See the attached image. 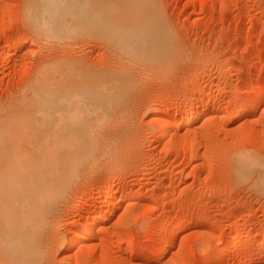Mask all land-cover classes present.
I'll return each mask as SVG.
<instances>
[{"label":"rangeland","instance_id":"rangeland-1","mask_svg":"<svg viewBox=\"0 0 264 264\" xmlns=\"http://www.w3.org/2000/svg\"><path fill=\"white\" fill-rule=\"evenodd\" d=\"M37 2L66 10L59 34L41 35L31 24L30 3ZM131 8L139 21L142 11L153 13L150 24L160 20L169 32L123 30L119 24ZM0 20V115H7L0 120L18 123L15 113L28 110L15 134L65 126L71 119L65 110L83 104L132 105L125 115L106 117L101 127L131 143L125 140L128 150L121 145L127 154L113 180V189L127 200L116 199L114 215L97 224L90 241L94 254L69 248L76 230L82 231L80 221L91 220L104 203L95 198L110 180L108 170L94 177L87 172L85 185L73 186L60 200L58 227L43 245L45 264H202L209 250L239 230L264 237V92L253 97L264 84V0H0ZM195 100L201 106L189 111L198 116L179 127L176 108ZM26 102L41 103L44 110L33 113ZM160 113L173 118L171 138L157 133ZM243 153L255 163L254 172L245 167L246 175L237 162ZM156 217L167 219L164 227ZM159 228L164 242L175 238L162 258L154 254L159 243L152 233ZM253 249L254 264H264V248ZM223 254L234 256L221 264L244 259L234 246Z\"/></svg>","mask_w":264,"mask_h":264},{"label":"bare ground","instance_id":"bare-ground-1","mask_svg":"<svg viewBox=\"0 0 264 264\" xmlns=\"http://www.w3.org/2000/svg\"><path fill=\"white\" fill-rule=\"evenodd\" d=\"M31 4L32 3H30V7H34V9L30 8L31 14L34 17V19H31L30 22L32 21L31 24H33L34 26L35 25L38 26L37 28L39 29L38 31L39 34L41 35L59 34L60 28L63 25H61L58 22V20L62 21L61 13L66 12V10L65 9L59 10L55 8L51 9V8H48L46 5H44L43 3H39V2H37L35 5H32V6ZM133 10L134 8H131L130 10L125 11V14L127 15V17L122 18L123 19L122 21H125V22H121L119 24V26L123 30L133 31V29L138 27V30H140L141 28L146 31L148 30L157 31L159 29L166 31L169 28V27L165 28L166 24L165 23L162 24L160 20L158 22L155 21L153 24H150L151 23L150 17L154 16L153 13L151 16L149 13H144V11H142V14H140L141 16L139 18L140 19L139 21L138 18H136V15L134 17L133 15L134 13H131L133 12ZM56 23H59V24L57 25ZM167 32L169 31L167 30ZM154 34H151V37ZM145 37H148L150 40H154L147 35ZM142 50H143V47L137 46V53H141ZM135 51H136V47L133 48V52ZM158 65L156 63L157 68H159ZM235 71L236 70H233L232 73H234ZM192 75L195 76L196 72L195 71L192 72ZM45 78L49 79L50 76L49 77L46 76ZM257 90L258 91H256L253 97L258 98L259 96L261 97V95H263L264 84L262 82L258 85ZM212 93L210 91V93H208V97L209 96L211 97ZM240 94L241 95L245 94V88L244 90L242 89L240 90L239 95ZM198 100L197 101L195 100V102L190 101L176 108V111L181 115V120L179 121V127L190 123L191 121L195 120V118L198 116L196 112L189 111V108L191 105L197 108L201 106L200 105L201 100L200 101ZM28 103L33 104L32 102H28ZM36 103L34 102L33 104L35 105V107L33 105L30 106L32 107V109L35 108L33 110V113L42 112L41 110H44L42 108L44 105L41 103L40 104L39 103L36 104ZM125 103L127 105V102ZM120 105L121 104H119V102H115V103H111L103 107L102 106H90L89 104H83V105L77 106L72 111L68 108L65 110V113L71 116V119H68L67 121H65L66 122L65 126H62L58 129H54L53 131L52 130L41 131L42 129L39 128L40 130L37 129L38 132H36L37 130L35 131L36 134L32 133L31 135H28V137L31 136L29 138L27 137V135L25 136L24 134L21 136V133L15 134V132H17L18 130L17 129L18 127L16 125L19 124L21 121V119L19 118L25 119L23 114L24 115L26 114L27 116L28 110H27V113H23V114L20 113L22 114L23 117L21 115H18L19 113L18 114L15 113L17 117L14 115L13 118L16 117L17 120L19 121L18 123L14 122L13 124V120H10L12 122L11 123L12 125H10L8 123L10 121H7V123H5V120H7L6 118L2 119L3 120L2 122L0 120V160L4 159L3 162L5 161L4 163H0V263L45 264L44 262H47V260L44 261L43 257H44V253L46 254V252L44 251L46 248H43V247L48 246L47 239H49L52 233L56 230L55 227L57 225L55 226L54 217L56 216V213H57L56 211H58L59 209V205L61 203L60 200L69 194L68 192L70 188H72L73 186L77 184L83 185V183L85 185L87 181V177H88V175L86 176L87 172L89 173L90 176L94 177V176H98V174L101 173L102 171L108 170L110 172L109 184L105 187V189L100 191L99 195L96 198L94 197L95 200L104 199V203L99 208L97 207L98 209L94 211V214H93L94 216L91 220L80 221V227L82 231L80 228L79 230L81 232H78L76 230V234L74 235L75 237L73 236L72 239H70L69 241L70 245L67 243L70 246L69 248H73L76 245H78V246H81L82 248H86L89 252L94 254L96 247L93 243H90V241L95 238V235H97L96 233V230H97L96 228L98 227L97 224H99V222L100 223L106 222L107 220L110 219L112 212L116 209V207L113 206V204L115 203L114 201L116 199H119V200L126 199L127 200V196H128L124 194H119V191L113 189V180L115 178L114 175H116L118 171H123L122 169L123 167L121 168L120 165L124 160L123 158L126 156L125 155L126 152L124 151L125 150L124 148L128 150V147H129V146L127 147V144H125V140L127 141V139L124 140L123 136H119V135L117 136L115 133H114L115 135L111 132H110L111 134H109L107 133V130L104 131L105 129L102 130L103 128H101L103 125L102 121H105L104 119L106 117L113 120L116 117L115 116L116 114L117 116L126 114V113L125 114H122V113H124L125 111L124 109H128L130 105H128V107L126 105L124 106L122 105L123 106L122 108ZM28 106L26 108H29ZM173 108L167 109V113L169 115L171 111L173 110ZM16 109H12L13 112L11 110L12 114L11 112H9L10 115L7 113L8 118H10L9 116H13V113L16 112L14 110ZM249 109L251 110L250 107ZM18 111L21 112L20 110ZM29 112H32V111H29ZM3 116L5 117L7 115L2 114V117ZM29 118H31V114ZM235 118L239 119V115H237ZM155 119L156 121H158V128H157L158 134H161L163 138L166 135H170V138L171 136H174V134L173 135L170 134L171 129H172L171 125H173L171 122L172 121L171 119L173 118H171L170 119L171 121H170L169 119L163 117V115L161 116V113H160V115H158ZM23 121L24 120H22V122ZM121 125H122V122H121ZM14 127H16V129ZM33 134L35 136H33ZM197 139H195L196 142H197ZM168 141H169V138H168ZM127 142L130 143L129 140ZM121 145L123 147L124 145H126L124 148L122 147L124 150L121 148ZM25 151H27L28 154H26ZM23 153H24V156H23ZM238 155L239 154H237L236 158H238ZM239 157H240L239 158L240 161H237V159L235 160L237 162H240L239 168L242 167L241 169H243L242 170L243 173L241 172V174L248 173L249 170L245 169L246 166H248L246 168H250V170L254 168V166H252L254 161L251 160L250 162V159L252 158L254 159L252 155H251L252 158H250V155L248 154L247 155L244 154ZM256 168H257V165H256ZM261 168L263 169V167ZM240 171H236V172H240ZM244 171H247V172H244ZM261 172L264 173V169ZM81 207L82 209L85 208V206H81ZM128 207H129V204H128ZM153 219L157 221V223H160V225L162 226L167 223L166 222L167 219L165 220V218L163 219V218L156 217ZM76 223H78V220ZM245 224L246 223H244V225ZM99 227H100V224H99ZM185 228H180L179 232L180 231L182 232ZM163 229L164 228H159V230L156 233H154L155 231L152 233V234H156V238H157L156 241H158L157 243H159L158 246L155 248L156 250H154V254L157 257L159 256L161 257V255L165 251L166 243H168L167 245H169V244H172L175 240V238L173 237L169 242H164ZM263 233L264 232H262V236H263ZM263 238L264 237H260V236L257 237V234L255 236L253 234V231H250V229L249 230H239L238 233L230 235L228 237V240L221 242L215 248H212V249L210 248L211 250H209L207 255L205 254L206 256L202 264H221V263L229 262L234 255H229L230 254L229 253L227 254V256H225L226 254L222 255V253L224 251H227V249L232 248V246L238 247L239 249L243 251V255H242L243 257H240V258H244V259L243 261L240 260L241 261L240 264H254V259L251 258L252 252L254 250L253 248L254 247L264 248ZM238 239L240 240V242H238ZM59 241L61 242L60 245L63 244L61 240ZM207 241H210V239ZM206 245H208V243ZM218 253L222 255V257L220 255L221 258L218 257L219 255ZM100 256L101 255H99V257ZM96 261L100 263L98 259H96Z\"/></svg>","mask_w":264,"mask_h":264}]
</instances>
